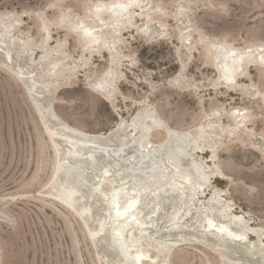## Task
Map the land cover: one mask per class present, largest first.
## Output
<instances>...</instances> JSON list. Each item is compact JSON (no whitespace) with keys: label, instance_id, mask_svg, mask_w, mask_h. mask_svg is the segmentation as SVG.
<instances>
[{"label":"rangeland","instance_id":"rangeland-1","mask_svg":"<svg viewBox=\"0 0 264 264\" xmlns=\"http://www.w3.org/2000/svg\"><path fill=\"white\" fill-rule=\"evenodd\" d=\"M115 1L128 0H0V13H16L14 35L29 37L34 44L48 38L42 17L57 25L49 26L48 47L55 55L64 52L75 72L70 80L65 73L50 77L60 83L53 107L67 123L86 132L106 131L118 115L129 118L136 110L134 100L154 106L178 130L196 127L216 108L224 109L223 124L234 126L228 112L243 110L248 118L235 125V136L216 137L211 128L204 130L213 139L221 171L209 181V190L223 191L235 212L264 229L263 69L258 62L243 66L245 77L237 78L233 89H221L216 83L217 49L214 45L208 49L201 40L202 36L240 48L264 44V0H138L114 21L102 10L86 14L92 5ZM61 9L85 26L114 31L121 27L120 35L113 37L112 45H87L83 53L80 41L67 30L69 20L60 16ZM146 25L154 31L145 33ZM112 55L115 60L110 64ZM111 68L124 76L117 83L114 104L94 94L90 86ZM162 137L152 132L150 139ZM54 163L51 142L25 87L0 68V197L9 198L10 215L0 219V264H97L80 220L43 194ZM168 260L221 264L213 251L189 245L174 249Z\"/></svg>","mask_w":264,"mask_h":264},{"label":"bare ground","instance_id":"bare-ground-1","mask_svg":"<svg viewBox=\"0 0 264 264\" xmlns=\"http://www.w3.org/2000/svg\"><path fill=\"white\" fill-rule=\"evenodd\" d=\"M132 2L139 3L128 0L109 6L95 4L87 8L86 14L102 10L114 21L129 11ZM60 16L69 20L67 30L80 41L83 53L88 51L87 45L114 44L113 37L121 32V27L114 31L85 26L65 9H61ZM41 22L49 38V26L57 25L44 17ZM17 23L16 13H0V68L25 87L51 142L55 163L43 194L80 220L97 264H169L170 253L184 245L213 251L221 264H264V229L252 226L244 214L235 212L223 191L209 190V181L221 171L216 165L213 139L204 130L211 128L210 134L216 137L235 136L236 126L248 118L241 114L243 110L228 112L234 126L224 125V109L216 108L196 127L178 130L154 106L134 100L132 107L136 110L129 118L118 115L106 131L86 132L67 123L53 107L60 83L50 77L65 73L70 80L75 72L68 66L64 52L55 55L48 47V38L34 44L29 37H16ZM143 31L149 34L154 30L148 25ZM201 40L208 49L210 45L217 49L216 83L221 89H233L237 78L244 76L243 66L247 69L258 62L264 72V44L240 48L223 41H207L202 36ZM35 49L39 52L33 58ZM114 60L112 55L110 64ZM106 75L90 86L94 94L114 104L117 83L124 76L112 68ZM261 97L264 103L263 93ZM152 132L162 133L163 137L152 141ZM8 202L9 198L0 197V219H10ZM141 255L144 258L137 261Z\"/></svg>","mask_w":264,"mask_h":264},{"label":"water","instance_id":"water-1","mask_svg":"<svg viewBox=\"0 0 264 264\" xmlns=\"http://www.w3.org/2000/svg\"><path fill=\"white\" fill-rule=\"evenodd\" d=\"M35 104H36L37 109H38L39 112L41 113L42 117H44L45 114L43 115V111L41 112L40 106L38 105L39 103L36 102ZM46 110H47V112H49V107H48V105H47V107H46ZM47 115L49 116V113H48Z\"/></svg>","mask_w":264,"mask_h":264},{"label":"snow or ice","instance_id":"snow-or-ice-1","mask_svg":"<svg viewBox=\"0 0 264 264\" xmlns=\"http://www.w3.org/2000/svg\"><path fill=\"white\" fill-rule=\"evenodd\" d=\"M133 205H129V208H131ZM118 215H120L119 211L117 213ZM144 258L142 255L141 256H137L136 259L137 261H139L140 259Z\"/></svg>","mask_w":264,"mask_h":264}]
</instances>
